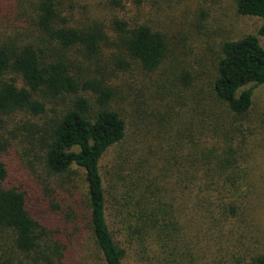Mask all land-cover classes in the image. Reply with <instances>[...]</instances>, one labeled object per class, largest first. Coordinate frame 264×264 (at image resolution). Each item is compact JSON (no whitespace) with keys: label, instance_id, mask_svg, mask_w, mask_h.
<instances>
[{"label":"trees","instance_id":"obj_1","mask_svg":"<svg viewBox=\"0 0 264 264\" xmlns=\"http://www.w3.org/2000/svg\"><path fill=\"white\" fill-rule=\"evenodd\" d=\"M145 1L0 0V127L13 130L5 140L0 136V264H71L69 249L84 237L103 264H122L125 253L111 234L106 199L133 174L162 175L167 186L174 181L171 191L194 193L209 219L238 217L239 153L249 130L236 125L250 112L253 88L264 85V0H235L238 16L262 21L256 35L221 43L209 71L182 69L177 84L174 74L163 81L167 99L163 112L155 108L151 129L159 149L148 157L153 167L114 168L104 187L100 161L128 135L124 117L112 108L122 85L114 82L131 69L158 71L170 50L165 34L129 16L127 7ZM157 89L164 92L162 85ZM177 101H185L184 113L198 123L180 125L186 134L170 142L175 132L171 128L165 138L166 116ZM171 163L175 174L168 173ZM144 184L133 190L144 191L135 208L127 188L121 206L130 223L135 218L157 236L166 220ZM252 264H264V254Z\"/></svg>","mask_w":264,"mask_h":264},{"label":"rangeland","instance_id":"obj_2","mask_svg":"<svg viewBox=\"0 0 264 264\" xmlns=\"http://www.w3.org/2000/svg\"><path fill=\"white\" fill-rule=\"evenodd\" d=\"M93 1L97 3L102 0ZM126 4L131 6L130 3ZM127 8L133 9L129 16L139 22H146L165 34L170 50L167 63L158 71L148 74L131 69L127 73L121 72L114 82L122 85L121 93L112 102V108L124 117L128 135L121 147L108 150L100 161V174L105 188L114 168L129 167V170H133L134 167H153L154 164L148 161V157L153 160L156 155H149L156 150L159 152V149L151 129L158 117L155 108L160 112L164 111L161 107L167 99V91L163 81L171 80L174 74V82L177 84L182 69L192 73L209 71L221 43L246 35H256L262 25L260 19L238 16L235 0H146L137 9ZM113 13L121 16L119 9ZM259 41L264 48V38H259ZM128 83L130 89L124 86ZM160 85L164 87V92L157 89ZM153 89L161 95H154ZM183 103L185 101H177L175 108L167 112L165 138L173 135L171 128L175 132L170 142L182 132L186 134L180 125L185 128L192 123H195L194 127L198 123L196 115L192 116L189 112L188 117L186 116V106ZM236 126L249 130L245 133L243 151L239 153L241 159L238 165L242 170L240 177L244 180L238 183L237 186L242 187L235 194L238 196V217L229 221L220 218L217 223L215 215L211 219L204 215L194 193L172 192L171 184L174 181L167 186L162 183V175L154 178L148 175L142 178L135 177L134 174L128 175L127 183L124 180L115 184L119 191L110 190L106 199V218L111 234L125 253L122 264H252V258L264 254V85L253 88L250 112ZM192 127H189L190 131ZM137 129L142 131H137L138 134L134 135ZM12 132L9 129L5 132L3 126L0 127L3 140L11 136ZM168 151L163 150L161 154L168 156ZM177 154L181 153L177 151ZM173 163L170 164L169 174L174 173ZM177 163L185 166L182 161ZM159 164L162 162L159 161ZM76 171L79 175L82 174V171ZM74 179L78 186H82L79 177ZM170 179L169 177L166 182ZM144 183L155 194L151 200L166 220V226L157 236L143 230L139 222L137 226L135 218L130 223L121 206H125L121 197L127 188V192L133 194L131 206L135 208L142 199L144 191L141 189L145 188ZM139 185L144 187L136 193L133 190ZM147 196L150 197L149 194ZM138 205L147 208L142 202ZM132 213L135 215L134 210ZM69 250L73 259L71 264H103L94 244L86 237L78 240Z\"/></svg>","mask_w":264,"mask_h":264}]
</instances>
